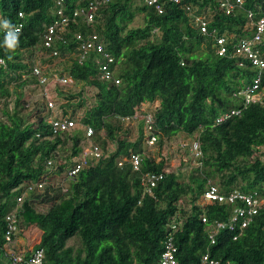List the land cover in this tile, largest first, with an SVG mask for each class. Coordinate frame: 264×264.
<instances>
[{
    "label": "trees",
    "instance_id": "trees-1",
    "mask_svg": "<svg viewBox=\"0 0 264 264\" xmlns=\"http://www.w3.org/2000/svg\"><path fill=\"white\" fill-rule=\"evenodd\" d=\"M54 1L0 0V59L5 62L0 65V101L14 102L13 108L3 110L5 119L0 118V264H12L5 255L9 249L5 233L7 216L15 212L16 242L28 239L27 258L42 250L44 264H159L173 220L178 224V264H201L208 253L231 264H264V208L249 227L222 230L211 244L209 225L227 221L235 205H201L209 182L223 194L238 189L264 199V153L258 149L264 147V104L244 107L238 94L253 84L258 70L233 51V44L252 35V22L264 14V0H245L243 8L231 15L218 11L214 0H186L197 7L195 15H206L208 34L196 27L183 5L171 4L159 14L143 0L102 3L94 27L115 60L112 69L120 83L102 79L91 58L83 63L67 58L66 72L82 87L78 92H59L65 103L56 105L55 114L67 116L73 109V116L78 110L83 116L74 129L61 135H53L45 121L47 105L42 115L25 112L23 92L37 83L31 76L37 51L48 53L43 36L54 19ZM66 1L72 11L94 0ZM248 11L254 14L253 21ZM138 14L143 23L134 26ZM5 21L10 28L4 27ZM20 23L23 29L14 33L16 44L10 48L7 30ZM76 33L92 30L72 23L66 36L69 43L59 45L61 55L46 61L50 68L59 69L67 51L76 52ZM219 37L229 39L225 56L217 52ZM261 49L264 57V38ZM86 87L96 89L92 105L84 96ZM156 102L159 144L180 133L195 134L203 158L187 180L167 172L148 194L131 165L119 167L118 159L141 154L142 171L156 173L166 172L167 159L161 153L159 158L146 156L142 121L132 140L120 119L136 114L144 103ZM233 109L242 113L217 123ZM84 126L95 130L91 140L102 150L110 142L116 149L68 177L86 144ZM50 175H62L63 183L51 182ZM44 180L50 183L18 203L26 182ZM41 200L49 201V206L39 205ZM203 216L208 224L202 222ZM73 241L77 244H70ZM16 245L14 250L20 251Z\"/></svg>",
    "mask_w": 264,
    "mask_h": 264
},
{
    "label": "built area",
    "instance_id": "built-area-1",
    "mask_svg": "<svg viewBox=\"0 0 264 264\" xmlns=\"http://www.w3.org/2000/svg\"><path fill=\"white\" fill-rule=\"evenodd\" d=\"M108 0H94L84 8H76L70 10L67 6L66 0H55L54 19L46 26V30L43 36V47L48 51L49 58L58 57L61 55L59 50L60 44H68L67 34L70 32V25L72 23L80 22L89 29L92 33L82 34L76 33L74 35V42L76 44L75 51H67L66 58H73L79 63L85 62L91 58V61L95 64L100 72L101 78L107 81H114L117 85L120 81L115 78L112 69L115 62L113 56L106 51L103 40L98 36L95 29V19L97 17L100 5ZM186 0H143L144 4L162 14L166 8L171 5H183L189 16L193 17L196 27H198L203 34L209 33L208 23L206 15H195L197 7L192 4H186ZM214 4L218 11L225 15H231L236 9L243 8L245 0H214ZM19 16L22 18L23 14ZM248 18L253 21L254 14L248 11ZM254 28L253 33L248 38H242L237 43L233 44L234 54L240 56L250 62L254 69L258 70V75L253 80V84L247 86L241 90L238 94L243 97V106L247 107L252 103L264 104V91L261 89L262 74L264 70V57L261 46L264 38V14L252 22ZM19 29V32L23 29V24H18L13 29H8L7 33H15ZM215 34V30H213ZM229 39L226 37L217 38V52L220 56H225L228 53ZM0 65H5V62L0 59ZM243 66V62L240 63ZM50 73V74H48ZM31 76L35 77L39 87L44 89L53 80L60 87H72L76 84V81L72 76L59 69H52L49 66L44 70L41 66L34 64L32 66ZM46 93V91H45ZM46 96V95H45ZM47 98V97H46ZM48 99V98H47ZM56 104L52 100L47 101V110L45 121L51 127L53 135H61L74 129L79 123L73 119L71 115L60 116L55 114ZM154 109L149 107L148 103L141 105L139 111L128 117H122L120 120L123 123H131L136 121H142L144 125V150L159 145V135L157 134L154 120ZM242 113V109H233L229 113L221 115L217 120V123H222L232 116H237ZM85 131V146H83L82 153L74 158L75 165L67 172L68 177H73L81 170L89 167L91 164L99 162L104 156L102 148L91 142L94 136L95 130L90 126H84ZM259 151L264 153V147L258 148ZM190 151L193 153L197 160V167L202 165L203 153L200 148L198 140H194L190 146ZM107 155V154H106ZM142 155L132 153L130 157H120L117 161L119 167H123L126 164L131 165L132 172L139 175L140 184L145 193L151 194L153 189L163 181L166 177V170L164 173L156 172H143L142 171ZM47 165H52V161L49 160ZM47 184V181H41L37 183L26 182L23 186L21 195L18 196L17 201L21 204L26 195L33 190H40ZM228 203L235 205L232 215L227 221H215L209 225V239L211 244L216 243V236L222 230L228 229L230 232L236 230L242 231L250 226L254 217L264 208V199L260 198L257 194H245L242 191L235 189L230 193H221L218 186L209 182L208 188L201 198V205L207 206L214 203ZM8 229L5 233L6 243L9 245V249L5 255H8L12 264H44V253L42 250H36L28 258L27 250L15 251L13 247L16 244V233L18 229L17 212L7 216ZM202 222L208 224L209 220L206 216L202 217ZM170 230L164 240V252L161 256L159 264H178V247L175 243V236L178 230V224L173 220L169 225ZM1 253V249H0ZM201 264H231L230 262H224L219 259L211 258L210 254H205L202 257Z\"/></svg>",
    "mask_w": 264,
    "mask_h": 264
},
{
    "label": "rangeland",
    "instance_id": "rangeland-1",
    "mask_svg": "<svg viewBox=\"0 0 264 264\" xmlns=\"http://www.w3.org/2000/svg\"><path fill=\"white\" fill-rule=\"evenodd\" d=\"M142 14H138L135 17V20L132 24L134 26L141 25L142 19L141 16ZM50 59L47 53H44L42 51H37L35 58H34V64L41 66L44 70L47 69L49 64H46V61ZM33 64V65H34ZM67 58L61 60V64L59 66V70L61 71H68L67 70ZM82 86H76V84L70 88L68 87H60L58 84H56L55 81L51 80L50 84L47 86L46 89L39 87L37 83L31 84L27 86V88L24 89V101H25V112H36L40 113L42 115L44 106L47 105L48 100H52L55 102L56 105H59L60 103H65V99L59 95V92H68V90H76V92L79 91V88ZM46 91V93H45ZM96 93V89L92 87H86L84 89V96L87 99V103L89 105H92L94 102V95ZM46 95V96H45ZM48 99H47V98ZM13 99V98H12ZM159 102H156L154 104H149V107H156ZM14 102L13 100L8 99L7 101H0V118H4V113L3 110L8 107V108H13ZM59 112L58 110H56ZM73 109H70L69 114L73 117V119L77 120L83 116V111L78 110L75 115L73 116ZM46 113V110L45 112ZM79 123V121H78ZM122 126L124 127V130H126V134L130 139L135 140L138 137L139 134V122H131V123H123L121 122ZM102 136L105 135L104 132L101 133ZM195 140V134L192 136H188L184 133H180L177 136L172 137L171 139H164L162 145H157L152 148H147L145 149L146 151V156L149 157H155L159 158L160 153L163 157L167 159L168 162V167L167 171L169 172H174L176 173L179 177L180 180H187L188 175L194 169L197 167V160L193 153L190 151V146L192 145L193 141ZM92 142V140H91ZM85 144L84 140L82 142ZM116 149V143H108L107 144V149L103 150V152H106V154H110L114 152ZM55 171V170H53ZM62 175L56 176V175H50V181L57 184L61 185L63 182H61ZM48 180V181H49ZM47 181V185L50 183ZM44 193V192H43ZM43 200V199H42ZM39 205L43 207L49 206V201H42ZM21 247L20 250H24L25 247L27 246L24 239H19L18 240ZM17 243V242H16ZM70 244H77L76 241L70 242Z\"/></svg>",
    "mask_w": 264,
    "mask_h": 264
},
{
    "label": "clouds",
    "instance_id": "clouds-1",
    "mask_svg": "<svg viewBox=\"0 0 264 264\" xmlns=\"http://www.w3.org/2000/svg\"><path fill=\"white\" fill-rule=\"evenodd\" d=\"M4 27L5 28H10L11 27V25L9 24V22H7V21H5L4 22ZM19 31V29H17L16 31H15V33H17ZM9 47L11 48V47H14L15 46V41H16V34H14V33H10V35H9Z\"/></svg>",
    "mask_w": 264,
    "mask_h": 264
},
{
    "label": "crops",
    "instance_id": "crops-1",
    "mask_svg": "<svg viewBox=\"0 0 264 264\" xmlns=\"http://www.w3.org/2000/svg\"><path fill=\"white\" fill-rule=\"evenodd\" d=\"M24 241H25V243L28 241V239H24ZM17 244V245H16ZM15 245L17 246V248L20 250V247H21V245H20V243H19V241H17V243H16ZM27 244V243H26Z\"/></svg>",
    "mask_w": 264,
    "mask_h": 264
}]
</instances>
